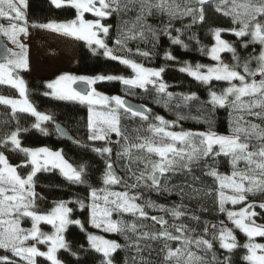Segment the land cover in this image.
Wrapping results in <instances>:
<instances>
[{
  "label": "snow or ice",
  "instance_id": "obj_1",
  "mask_svg": "<svg viewBox=\"0 0 264 264\" xmlns=\"http://www.w3.org/2000/svg\"><path fill=\"white\" fill-rule=\"evenodd\" d=\"M50 3L58 9L65 6L74 9L75 18L49 20L32 27L85 41L93 53L102 49L105 57L131 70L130 76L89 77L64 73L46 82L45 87L51 91L43 93L88 105L87 140L119 145L120 151L116 156L124 160L127 179L113 171L112 147H92L93 152L105 157V168L101 177L103 187H91L89 190L90 203L85 204L79 199L58 200L49 209H40L39 201L44 197L35 190L38 173L58 170L70 183L83 185L88 180L87 166L73 165L65 158L63 150L23 146L20 134L27 129L19 126L18 113L34 117L31 127L44 134H47V129L42 125L52 121L53 117L38 111L30 102L26 82L20 75L29 67L28 46L20 39L28 35V2L0 0V35L13 45L12 48L5 47L0 53V86L18 93V98L0 95V105L10 109L11 119L17 121L15 128L9 127V122L5 121L0 129V249L6 253L0 255V264H38L39 257L45 258L49 264H62L57 253L62 249L70 251L64 235L66 229L69 225H78L81 230L84 227L79 219H72L74 209L69 206L71 204L88 209L89 222L93 227L108 233H120L126 241H131L122 246L115 240L88 234L90 249L101 254V264H114L113 254L122 247L134 248L140 254L151 248L147 241L162 242L158 253L162 257L161 264H232L228 255L222 258L216 256L214 244L218 243L226 253L241 247L234 229L247 237L242 245L246 250L244 261L247 264H264V243L256 242L257 237L264 238V224L257 223L255 219L260 214L256 208L264 210V202H248L249 195H264V0H50ZM210 3L214 4L216 12L231 18L233 27L210 29L214 44L200 48L201 53L210 57L214 64L192 65L185 61L179 71L204 85L213 80L227 82L228 86L219 92L210 88L206 102L212 108L230 109L227 134H220L211 127L207 131L183 128L176 131L174 129L184 116L177 115L174 121L160 115L152 117L151 110L145 106L133 107L119 95L108 96L95 90L93 85L98 81H119L125 86L126 94L133 93L135 89L154 91L156 98L166 106L175 102L177 108L189 107L192 102L198 101L195 92L168 91L169 85L162 76L163 67H146L133 58L137 55L148 58L151 52L140 47L133 52L128 44L129 41H151L155 47L160 30L148 23V17L159 13L168 17L163 32L172 44L187 48L188 45L180 38L181 29H175L177 35H171L172 21L190 17L193 24L203 23L206 19L205 6ZM133 11L136 12L134 19H123L122 14ZM85 14H91L94 19H86ZM113 15L120 17V24L117 26L115 47H109L105 37H109L112 25L102 21ZM3 22H7V26ZM188 27L190 25H185V28ZM224 32H230L237 38H248L242 47L258 44L259 54L241 58L233 44L222 38ZM191 38L195 39L194 36ZM224 52L232 53L234 63L222 60L221 53ZM164 58L168 61L176 59L170 52H165ZM253 61L254 68L251 67ZM77 83L87 85L88 90H77L73 87ZM129 118H139L140 121L139 126L131 131L121 125L123 119ZM58 131L64 134L62 129ZM112 134L118 138L115 142L111 140ZM6 153H17L23 158L20 163L13 164ZM220 156L228 158L232 169L230 174H224L214 166ZM208 160L213 163L209 164ZM202 162L203 177L212 178L211 185L204 183L201 176L193 175V169L199 168ZM241 162L243 168L238 166ZM21 169L30 170L24 175ZM184 174L191 176V181L167 186L172 176ZM121 184L123 191L110 190L111 186ZM141 187L169 195L175 193L181 202L170 208L154 205L151 201L140 203L143 197L138 189ZM210 198H214L213 207L226 215L232 227L225 220H220L218 224L205 221L203 232L198 233L196 228L187 224H169L164 217L149 216L146 211V208L158 207L174 221L188 217L199 222L200 217L190 215L184 201L199 203ZM229 204L232 209L226 207ZM237 205L242 206L237 209ZM203 210L208 211L207 207ZM114 213L130 214L136 221L113 219ZM149 219L160 226L158 230H145L149 226L139 222ZM29 221L30 227H25ZM42 223L50 225L53 231H43ZM209 235L211 239L207 238ZM171 241L177 242L175 247L171 246ZM39 245L46 246L47 250L42 251ZM208 253H212L210 260ZM132 260L135 264L136 256ZM141 261L147 264L143 257Z\"/></svg>",
  "mask_w": 264,
  "mask_h": 264
},
{
  "label": "trees",
  "instance_id": "obj_2",
  "mask_svg": "<svg viewBox=\"0 0 264 264\" xmlns=\"http://www.w3.org/2000/svg\"><path fill=\"white\" fill-rule=\"evenodd\" d=\"M206 7V19L203 23L193 24L190 17H184L182 19H176L172 21V27L169 29L172 36L177 35L175 29H181L180 38L188 45L187 48H183L180 45L172 44L169 36L163 32L164 26L168 23V17L163 14H154L148 17V23L160 30L158 38L153 47V42L144 43L143 41H129L128 47L133 52L137 47L142 50L151 52L150 57L144 58L141 56H134L138 62L144 64L146 67H163L165 71L162 73L164 81L169 85L168 91L173 93H190L195 92L199 97L198 101L192 102L189 107L177 108L175 102L166 106L162 101L156 98L154 91H144L141 89H135L133 93L126 94L125 86L119 81H98L95 83L96 88L105 94H116L124 98H129L133 101L143 104L145 107L151 110V115L163 116L166 120L174 121L177 119V115H182L185 118L178 122L179 126L174 130L179 131L181 128L191 131H207L209 127L218 133L228 132L229 130V112L228 108H212L210 104L206 102L209 100V89L214 91H221L222 88L227 87V82L224 81H211L209 85H204L195 81L186 73L179 71V68L183 65V62L195 65L196 63H209L211 59L201 53L200 48L202 46L208 47L212 42V34L210 29L231 28L233 27L230 17H225L222 13H218L215 10L214 4H208ZM136 12H129L127 15H123V19L132 20L135 18ZM106 24L112 25L110 29L109 37H105L106 43L109 47H115L114 40L117 37V26L120 24V17L113 15L107 20L103 21ZM185 25L190 27L185 28ZM195 37L192 39L191 37ZM222 36L226 41L232 43L237 49V53L241 58H247L251 55H258L260 46L258 44H248V46L242 47L247 42L248 38H237L230 32L222 33ZM199 41V44L197 43ZM77 52L74 57V64L77 67L79 74L86 76L96 75H122L130 76L131 70L126 66L120 64L118 61H113L103 55L101 50H97L95 53L89 48L87 43L82 40L77 41ZM165 52H170L174 57L173 61H168L164 58ZM221 58L225 63L232 64V53H221ZM255 61L251 64V67H255ZM22 75L28 88V97L37 110L50 114L53 117L52 121L44 122L42 125L47 129V134L40 132L37 129L31 127L34 123V117L26 113H18L17 118L19 126L27 131L21 132L20 138L23 146L36 147V146H49L53 149L63 150L65 158L73 165L85 164L87 166V183L83 185L72 184L67 181L58 170L50 172H40L35 178L36 192L44 197L39 201L40 209L45 211L52 206L54 201L58 200H83L85 204L88 201V193L91 187H103L101 177L105 168V157L92 151V147L109 146L113 148L112 162L120 173V177L127 179V172L124 167V160L118 159L116 153L120 151L119 145L110 143L105 145L102 141L90 142L87 140V118H88V106L76 101H68L56 99L51 96H45L43 93L48 89L45 87L48 78L45 77H32L27 74V71H23ZM258 79V78H257ZM0 95H17L14 89H8L4 86H0ZM9 122V127L15 128L17 121L11 119V111L4 105H0V129L3 128L4 122ZM61 123L65 126L74 137V141H68L62 139L59 133L56 131L54 124ZM140 124L139 118L123 119L121 125L131 129L138 127ZM118 138L112 140L115 142ZM79 141V143H77ZM9 156L10 162L13 164L20 163L22 156L17 153H6ZM209 164L213 161L208 160ZM222 173H226L231 169V165L228 162V158L220 156L216 158L215 165ZM239 167L243 168L244 164L241 162ZM30 170V169H28ZM28 170L21 169L22 174H27ZM203 162L199 168L193 169V175L201 176L204 183L211 185L213 183L212 178L203 177ZM191 181V176L176 175L172 176L168 187L172 185L182 184L185 181ZM131 182V181H129ZM197 186H200L197 184ZM111 188L118 190H124L123 185H114ZM138 191L142 194V200L140 203L153 202L154 205H164L165 208H170L173 204L180 203L179 196L173 193L169 195L167 192H157L147 187H141ZM250 201L255 203L264 202V195L256 194L249 195ZM214 198L203 200L199 203L196 201H188L185 199L184 203L188 205L189 214H195L200 217V221L190 220L188 217H182L180 221H174L165 211H161L158 207L146 208L149 216H162L172 223H184L190 228H196L198 233L203 232L204 222L209 224H218L220 220H225L229 227H232L230 222H227L226 215L219 213L217 209L213 207ZM74 209L72 213V219H79L83 224V230L78 225H69L64 235L66 241L69 244V250H60L58 252V258L63 264H101L102 256L100 253H96L90 249L87 241L89 233H101L107 235L112 240H115L119 244H130L131 241H126L124 236L120 233H106L101 232L91 226L89 222V211L87 208L80 209L79 205H69ZM207 207L208 211H204L203 208ZM256 211L260 213L255 219L258 222H264V210L256 208ZM113 219L123 220L125 222L136 221L135 217L130 214L117 215L113 214ZM149 227L145 230H158L159 225L152 220L139 221ZM138 222V223H139ZM234 233L237 237V243L241 245L234 249L231 253H226L225 250L220 249L219 244H214V252L217 257L222 258L224 255H228L232 264H247L244 261L243 256L246 254V250L242 245L245 243V236L239 232L238 229H234ZM132 236L131 233H128ZM207 238L211 239V235ZM264 243V238H260ZM151 245L150 249L142 251L137 254L134 248L122 247L113 254V262L115 264H133L132 257L136 256L135 264H142L141 257L147 261V264H161L162 257L158 255L159 249L162 247V242L147 241ZM171 246L175 247L177 242H169ZM75 253V255H73ZM4 251L0 249V255H4ZM212 253H208L207 258L210 260ZM38 264H47L48 262L43 258H37Z\"/></svg>",
  "mask_w": 264,
  "mask_h": 264
},
{
  "label": "rangeland",
  "instance_id": "obj_3",
  "mask_svg": "<svg viewBox=\"0 0 264 264\" xmlns=\"http://www.w3.org/2000/svg\"><path fill=\"white\" fill-rule=\"evenodd\" d=\"M27 2H28V8H27L28 35L26 37H24V36L20 37V39L25 44H27V46H28L29 67H28V70H26L27 74L29 76H32V77H45V78H48V81H52L57 76L64 74V73H68L71 75H77V76H86V75L79 74L78 70L76 69L77 67L74 64V57H76V52H77L76 47H77L78 39H76L75 37L56 33L52 30L42 29L39 27H32L33 24L46 23L49 20L65 21V20L74 19L75 18V10L71 9L67 6L61 7L58 9L50 3V0H27ZM85 18L86 19H94V17L91 14H85ZM3 23H5V26H7V22H3ZM102 23H104V22L102 21ZM222 38L224 39L223 36H222ZM3 40L6 43V45L8 46V48L13 47V45L11 43H9V41L6 37L3 36ZM213 44H214V40L208 47H211ZM100 50L103 53V50L102 49H100ZM214 63L215 62L211 60V62H209V63L203 62L201 64L211 65ZM151 68H155V67H151ZM22 72L23 71L20 72V75L24 79ZM89 77H91V76H89ZM234 83H238V82L234 81ZM93 87L95 88V90L97 92L102 93L96 88L95 84L93 85ZM47 91H51V90L48 89ZM102 94H105V93H102ZM105 95L112 96V95H116V94H111V95L105 94ZM14 97L18 98V93ZM51 97H53V96H51ZM122 98H124V97H122ZM68 101H72V100H68ZM76 102H78V101H76ZM40 112H42V111H40ZM43 113H45V112H43ZM249 119H251V118L249 117ZM255 122L259 123L260 121H255ZM227 133L228 132H224V133L222 132L220 134H227ZM115 138H117L115 136V134H112L111 140H114ZM25 147H27V146H25ZM36 147H48L49 149H51L53 151L60 150V149L50 148L49 146H36ZM113 167L118 173L119 171L114 166V164H113ZM230 173H231V170L224 173V174H230ZM119 175H120V173H119ZM110 190H112V191H123V190H118L115 188H110ZM248 202H252V201H250V196H248ZM88 203H90V200H88L86 204H88ZM241 206L242 205H237L235 207L238 209ZM226 207H228L230 209L233 208V206L230 204L226 205ZM256 222L264 224V222H258L257 220H256ZM24 226L30 227V221L25 223ZM41 228L45 232L53 231L51 226L47 225V224L42 223ZM95 229H97V228H95ZM97 230L104 232L102 229H97ZM106 233H108V232H106ZM91 234L100 235V236H103L105 239L112 240L110 237H107V235L105 236V234H101V233H91ZM245 239L246 240H244V241L246 242L247 241L246 236H245ZM258 239H259V237L256 238V242L263 243L261 240H258ZM39 247L42 251L47 250L46 246H44V245H39ZM57 255H58V253H57ZM41 258H43V257H41ZM43 259L46 260L45 258H43ZM47 264H49V262ZM62 264H63V262H62Z\"/></svg>",
  "mask_w": 264,
  "mask_h": 264
},
{
  "label": "water",
  "instance_id": "obj_4",
  "mask_svg": "<svg viewBox=\"0 0 264 264\" xmlns=\"http://www.w3.org/2000/svg\"><path fill=\"white\" fill-rule=\"evenodd\" d=\"M5 47L8 48V46L6 45V43H5L4 40H3V36L0 35V53L3 52V49H4ZM258 78H259V77H258ZM73 87L76 88L77 90H80V91H87V90H88L87 85L82 84V83H77L76 85H73ZM124 99L127 100V102H128L129 104H131L133 107L144 106L143 104L138 103V102H136V101H133V100H131V99H129V98H124ZM54 127H55L56 131L59 133V136H60L62 139H65V140H68V141H74V140H75L74 137H73L70 133H68V130L65 128V126H64L63 124H61V123H59V122H58V123L56 122V123L54 124ZM58 129H62L63 132H64V134L62 135V134L58 131ZM113 171H114L118 176H120L119 173H117V171L114 169V167H113ZM158 216H159V215H158Z\"/></svg>",
  "mask_w": 264,
  "mask_h": 264
}]
</instances>
